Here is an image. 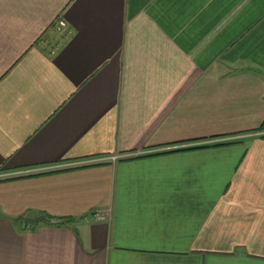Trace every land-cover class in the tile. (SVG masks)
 I'll list each match as a JSON object with an SVG mask.
<instances>
[{"label":"crops","instance_id":"0c3cea01","mask_svg":"<svg viewBox=\"0 0 264 264\" xmlns=\"http://www.w3.org/2000/svg\"><path fill=\"white\" fill-rule=\"evenodd\" d=\"M0 264H264V0H0Z\"/></svg>","mask_w":264,"mask_h":264},{"label":"built area","instance_id":"2783aa9c","mask_svg":"<svg viewBox=\"0 0 264 264\" xmlns=\"http://www.w3.org/2000/svg\"><path fill=\"white\" fill-rule=\"evenodd\" d=\"M58 29L59 31H63L66 29V23L64 21H59L58 23ZM139 153H131V154H125V155H117V156H113L111 159L113 161H116L122 157H131V156H136L138 155ZM94 217L96 219V221H99V222H107L110 218V215L109 213L107 212H103V211H99L97 210L94 214Z\"/></svg>","mask_w":264,"mask_h":264},{"label":"water","instance_id":"95a60500","mask_svg":"<svg viewBox=\"0 0 264 264\" xmlns=\"http://www.w3.org/2000/svg\"><path fill=\"white\" fill-rule=\"evenodd\" d=\"M39 221L50 222V220L45 215H40V216L30 217V218L28 217L25 219V222L30 226H34Z\"/></svg>","mask_w":264,"mask_h":264}]
</instances>
